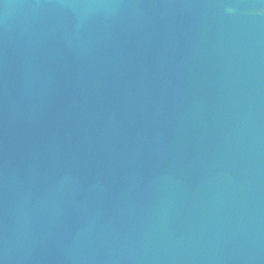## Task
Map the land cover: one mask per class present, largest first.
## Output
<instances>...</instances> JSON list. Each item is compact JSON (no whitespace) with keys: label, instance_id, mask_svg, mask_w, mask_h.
<instances>
[{"label":"water","instance_id":"95a60500","mask_svg":"<svg viewBox=\"0 0 264 264\" xmlns=\"http://www.w3.org/2000/svg\"><path fill=\"white\" fill-rule=\"evenodd\" d=\"M0 264H264V0H0Z\"/></svg>","mask_w":264,"mask_h":264}]
</instances>
